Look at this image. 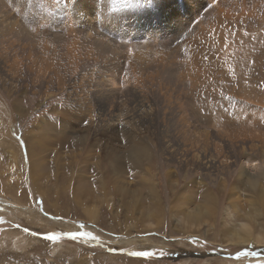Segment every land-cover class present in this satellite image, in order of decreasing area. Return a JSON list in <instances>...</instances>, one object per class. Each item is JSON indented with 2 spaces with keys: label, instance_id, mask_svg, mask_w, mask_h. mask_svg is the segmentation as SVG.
Here are the masks:
<instances>
[{
  "label": "rangeland",
  "instance_id": "374dc122",
  "mask_svg": "<svg viewBox=\"0 0 264 264\" xmlns=\"http://www.w3.org/2000/svg\"><path fill=\"white\" fill-rule=\"evenodd\" d=\"M263 26L264 0H0V135L14 130L25 157L24 130L42 129L64 138L54 148L65 156L39 180L61 200L55 213L0 136V197H27L47 220L0 210V264H264V205L241 175L264 172V150L240 141L264 133ZM83 98L121 101L125 116L144 99L148 112L137 131L96 130L69 106ZM135 142L140 163L128 156ZM204 149L218 159L208 175ZM107 151L118 174H99ZM71 193L93 197L91 209ZM243 223L262 240L225 236L244 235ZM77 230L97 239L65 235ZM142 251L153 255L131 254Z\"/></svg>",
  "mask_w": 264,
  "mask_h": 264
},
{
  "label": "bare ground",
  "instance_id": "6f19581e",
  "mask_svg": "<svg viewBox=\"0 0 264 264\" xmlns=\"http://www.w3.org/2000/svg\"><path fill=\"white\" fill-rule=\"evenodd\" d=\"M251 24H252V21L246 23L245 26L252 29ZM113 102L114 101H112V103L107 104V101L104 98L100 99L96 102H93L89 99L83 98L81 100H75V103L71 104L69 106L75 110L77 109L78 111L80 109L79 113L81 114V116H83L84 120H86V124L90 125L91 128L92 127L96 128V130L98 129V130L103 131V130H106V128L110 125H124V123H125L127 126L131 127L135 131H137V126L135 125V121H136L135 118L140 117L142 121L145 120L146 115H144V114L148 112L145 109V107L147 106L146 101L144 99H142V100L139 99V102L142 104V107L137 108L132 115H127V116H125V114H126L125 104L121 101H118V102L115 101L114 103ZM41 130H40V134H38V133L37 134H31L27 129L24 130V132L22 134V138H23L22 143H23V147H25V150H27L25 157H23V155H22L21 146H20L19 142L12 136V133L14 130L11 129L9 131V134H7L5 137H4V135H0V136H1L2 142H5L9 146L10 150H8L7 152L9 153L10 158H12L13 160H16L15 162L19 164V167H20V169H22L23 174L26 173L27 167L30 168L29 175H26V174L25 175H26L27 180L31 181V184L34 188L33 192L43 194L44 200H45L44 204L48 207V210H50V211L54 210L55 213H58L59 211H63L60 198L58 197L57 194H55L57 197L56 200L54 201L53 199H50L49 193H54V190L52 191L51 187L47 188V186H42L41 181H39V180L41 178L47 179V173H49L51 171L49 168L50 165L59 164L61 159L64 160V158H65L64 154L62 152H60L59 149L54 148V146L58 147L60 145H63L62 140L64 138L62 140L61 139H52V137H54V136L47 137L46 134ZM65 131H67V130H65ZM78 134H79V132H78ZM236 140H238V139H236ZM240 141L243 143L241 146L242 150L244 151L246 149L250 154L251 153L257 154V153H259L258 151L264 150V133H261L260 135H257L253 132H251L248 135L243 134L241 136ZM52 147H53V149H52ZM145 150H146V147H144L143 144L135 142L134 148H132V150L130 151L131 154H128V156L130 155L131 159L133 161L139 162V161H141L140 159L142 158V156H143L142 154L145 152ZM204 152H206V150L203 151V154H204ZM106 153H107L108 166L107 165H105V166L100 165L99 167H100L101 171L99 172V174L100 175L101 174H118V172H121L119 170V166H117L118 167L117 168L112 161L113 157H115V154L114 153L110 154V152L108 153V151ZM50 154L55 155L54 159L50 158ZM118 156H121V154L118 153ZM260 156H262V155H260ZM216 158H213V156L211 154H210V156L207 154H204V157L201 158V160H199L202 168L205 170V173L207 175L214 173V171L213 170L211 171V169L217 170V165L215 162H217L218 159L216 161L214 160ZM249 162H252V161H249ZM46 167H47V170H46ZM218 167H220V166H218ZM84 169L85 170L87 169L86 172L90 171V167L88 165H85ZM54 175H55L54 177H57L56 175H59V174H57L56 169L54 170ZM241 175L246 176V178H247L246 181L250 184V186L256 188L255 191H256L257 197L259 198V201L261 202L260 204L264 205V189L260 188V186H259V179L264 175V172H261L258 175H254V174H251V173L245 171V172H242ZM1 176L2 175H0V177ZM39 182H40V184H39ZM238 183H239L238 181H234L232 183V187L230 188V191L228 193H225L227 191L224 192L225 189L221 190V191H223L224 194L227 195V197H230L231 189L234 187H238ZM121 184L122 183H120V185H119L120 187H121ZM218 185H219V183H218ZM220 185H222V184H220ZM150 186H152V190H155L153 185L150 184ZM121 188H124V187L122 186ZM3 193H5V192L3 191L2 194ZM232 194H234V193H232ZM13 195H15V194H13ZM71 195L73 197L72 200L75 199V201H79L78 208L82 207L84 210H88L90 208V206L85 205L83 203V201L84 200H90L93 197H89L88 199L87 198L85 199L84 195H83V197H81L82 194L76 195V194L71 193ZM94 198H97V197H94ZM21 200H22V202H27V197L22 198ZM59 201H60V204H58ZM22 202H18V204L19 203L21 204ZM14 203L0 197V210L1 211L3 210V211L8 212V213H13V211H14L15 213L22 215V216L29 215V216H33L37 220L47 221L46 217H44L43 214H41L38 210L37 211H36V209L33 210L31 207H26L27 205H24V204H23V206H22V204L20 206V204L18 205L16 203L15 204ZM70 210H72V209H67L68 212H70ZM67 214L68 213H66L65 215H67ZM92 214H94V212ZM249 215H251L250 212H247V218H249L248 217ZM195 217H197V216H191L190 215V218L195 219ZM46 223H48V222H46ZM48 224H52V223H48ZM250 228H251L250 225L243 223V224H241L240 229L245 230L244 235L240 234L239 232L235 231V229H234L233 231H229V234L227 232V235H225V236L230 237L231 238L230 241L235 242V244H237L238 246L241 244L244 245V244L251 243V241L256 240V239L258 241L262 240L261 237H256L254 239V232H252ZM226 263L228 264L229 262H226ZM235 263L236 264H242L241 261H238Z\"/></svg>",
  "mask_w": 264,
  "mask_h": 264
},
{
  "label": "snow or ice",
  "instance_id": "6c2138e0",
  "mask_svg": "<svg viewBox=\"0 0 264 264\" xmlns=\"http://www.w3.org/2000/svg\"><path fill=\"white\" fill-rule=\"evenodd\" d=\"M56 219H60V218L57 217ZM84 227H85L84 224H80V225H79V228H80V229H83ZM25 231H28V229H25ZM65 235H66L69 239H71V240H73V241H75V240H77V239H79V238H81V237H89V238H91V239H93V240L97 239V237L93 236L92 232H90V231H88V232L79 231V230H77V231H70V232L65 233ZM46 238H47L49 241H56V240L61 239V236H60V234L53 232V233H51V234H48ZM131 254H132V255H135V256H146V257H150V256L153 255V253L148 252V251L133 252V253H131Z\"/></svg>",
  "mask_w": 264,
  "mask_h": 264
},
{
  "label": "built area",
  "instance_id": "2783aa9c",
  "mask_svg": "<svg viewBox=\"0 0 264 264\" xmlns=\"http://www.w3.org/2000/svg\"><path fill=\"white\" fill-rule=\"evenodd\" d=\"M121 27H122V25H121ZM138 34V33H137ZM133 35H136V33L135 34H133ZM132 36V35H131Z\"/></svg>",
  "mask_w": 264,
  "mask_h": 264
}]
</instances>
